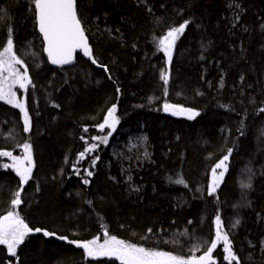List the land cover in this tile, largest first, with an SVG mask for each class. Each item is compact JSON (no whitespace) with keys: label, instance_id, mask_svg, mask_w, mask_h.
<instances>
[{"label":"trees","instance_id":"obj_1","mask_svg":"<svg viewBox=\"0 0 264 264\" xmlns=\"http://www.w3.org/2000/svg\"><path fill=\"white\" fill-rule=\"evenodd\" d=\"M77 6L93 58L106 68L82 55L72 67H51L34 0H0V51L11 37L31 79L25 90L31 129L24 130L19 108L0 102V151L21 155L31 144L34 163L22 184L0 157V218L14 210L22 188L17 212L42 230L26 236L15 257L0 245V264H120L90 258L78 246L105 232L188 258L214 240L216 216L239 264H264V0H77ZM185 21L169 64L158 42ZM165 103L199 115H174ZM113 105L120 131L146 136L145 152L115 155V136L98 127ZM92 144L98 147L88 153ZM229 149L228 171L210 195L211 169ZM248 164L252 175L244 183L251 187L242 202L238 181ZM225 256L219 246L218 264H228Z\"/></svg>","mask_w":264,"mask_h":264},{"label":"snow or ice","instance_id":"obj_2","mask_svg":"<svg viewBox=\"0 0 264 264\" xmlns=\"http://www.w3.org/2000/svg\"><path fill=\"white\" fill-rule=\"evenodd\" d=\"M34 7L37 14L39 31L43 34V39L47 42V55L52 64L67 65L73 63L75 53L78 49L83 50L84 55L90 58L93 57V51L88 43L85 35V29L78 15L77 0H34ZM189 21H185L178 27L171 28L167 34L159 40V47L167 54L168 63L170 64L173 57V50L179 36L183 34ZM93 63H96L93 59ZM23 60L19 58L14 51V42L11 37L6 41V47L0 51V100L6 101L8 104L19 108L24 117V130L30 131L31 121L25 101L17 96L14 91L16 85L20 89L27 90L31 84V79L28 76L27 69L23 71L17 65H22ZM106 68V66H103ZM7 73V75H5ZM161 79L167 84L169 80V72L165 71L161 75ZM165 111H172L174 115H186L189 119H194L198 112L192 109H185L181 106L164 104ZM264 111V109H261ZM119 119L116 116V106L113 105L107 112V117L103 123L99 124V128L103 131L109 128L115 131ZM87 131V129H85ZM83 139V137H82ZM102 143H107V137H94ZM24 155L15 156L10 151H0V157H8L11 159V164H4L5 169H13L20 177L22 184H27L32 178L34 167L32 158V146L25 143L22 145ZM98 145L92 144L87 148V152H93ZM86 153L81 152L80 158L83 159ZM231 156V149L228 153L215 164L211 169L212 182L210 185L209 194H214L224 180L225 173L228 171L227 161ZM93 159V165L95 164ZM219 170V171H218ZM88 176L93 175L91 171ZM84 183H89L84 180ZM175 183L184 184L182 178L175 180ZM246 187H251L250 183ZM21 188L15 193V199L12 200L13 208L15 209L21 203ZM239 221H236L238 224ZM215 238L209 244L202 255L196 256L194 253L188 258L173 255L169 252L157 251L138 246L133 243L126 242L114 235L104 233L105 239L101 242L99 236L96 238L79 243L78 246L86 251L90 258L109 257L120 261V264H217L213 252L222 243L223 250L226 253L224 257L228 264H233L236 261L239 264V258L232 248L231 240L227 232L223 231V225L220 216L215 218ZM235 226V225H234ZM33 231L40 232L41 229L30 228L27 223L13 210L7 215L0 218V245H6L8 252L12 256H16L17 248L24 243L25 237ZM45 235H53V233L44 232ZM62 239H66L61 237ZM196 250H199L197 247Z\"/></svg>","mask_w":264,"mask_h":264},{"label":"rangeland","instance_id":"obj_3","mask_svg":"<svg viewBox=\"0 0 264 264\" xmlns=\"http://www.w3.org/2000/svg\"><path fill=\"white\" fill-rule=\"evenodd\" d=\"M180 37H181V35L179 36V38ZM177 41H176V43H177ZM174 50H175V48H174ZM22 60H23V64L22 65H17V67H19L21 69V71H23L27 67L26 66V61L24 59H22ZM5 75H7V73H5ZM13 90L17 92L18 98H20L21 100L25 101V90L24 89H20L19 86L16 85ZM166 92H165V95L167 96L168 93H166ZM0 102L7 103L6 101H3V100H0ZM9 105L12 108L17 109L15 106H13L11 104H9ZM117 113H118V111L116 109V116L118 117V114ZM118 119H119V117H118ZM118 125H119V123L116 125L115 131H112L109 128H105L104 129L105 131L108 132V135L109 136H111V137L112 136H115V155L118 158L128 157L129 156L128 153H130V154H132V153H138L139 154L141 152H145L146 151V136L143 133H141V132H133V131H120L118 129ZM263 131H264V127L262 129H260V131H259V144L261 143V140L264 139V132ZM117 132H118V134H117ZM116 134H117V136H116ZM20 150H21V152H20L21 155H19L18 153H15L13 155H15V156H21L22 157L25 154L24 153V150H23V147H21ZM6 159H7L6 164H11L12 163V161H11L10 158L7 157ZM251 175H252L251 166L249 164L248 165H245L243 167L242 171H241V175H240L239 181H238L239 182V187H240V189L242 191V193H241L242 194V202H245V195L243 193V189L246 187V185H245L244 181L246 179H248ZM210 185H211V183H210ZM246 188H248V187H246ZM21 195H22V192H21ZM18 207H16L14 209L16 212L18 210L17 209ZM221 222H222V220H221ZM223 231H225V229ZM100 239H101V242H102L105 239V237L104 238H100ZM126 242H128V241H126ZM219 246H223V244L221 243ZM218 247H217V249H218ZM199 250H202V248H199ZM215 251L213 252V256H214ZM202 254H203V252L201 253V255ZM195 255L196 256H200L198 254H195ZM217 264H218V261H217Z\"/></svg>","mask_w":264,"mask_h":264},{"label":"water","instance_id":"obj_4","mask_svg":"<svg viewBox=\"0 0 264 264\" xmlns=\"http://www.w3.org/2000/svg\"><path fill=\"white\" fill-rule=\"evenodd\" d=\"M77 9H78V6H77ZM78 15H79V14H78ZM36 24H37V31H38V34H39L40 38L42 39V42H43V45H44V55H45V57L47 58L48 63L50 64L51 67H53V68L72 67V66L75 65V63H76V59H77L78 55H82L86 60H88L89 62H91V64L94 65L96 68H98V69H103V67L99 66L97 63H93V59H94L93 57L90 58V57H88V56H85L83 50H80V49H78V50L76 51V53H75V57H74V60H73V63H71V64H67V65H57V64H52L51 61H50V59L48 58L47 51H46V48H47V42L43 39V34L40 33V31H39V25H38L37 14H36ZM85 35H86V33H85ZM86 37H87V35H86ZM87 39H88V43H89V45H90V47H91L90 40H89L88 37H87ZM91 48H92V47H91ZM166 93H168V91H167Z\"/></svg>","mask_w":264,"mask_h":264}]
</instances>
